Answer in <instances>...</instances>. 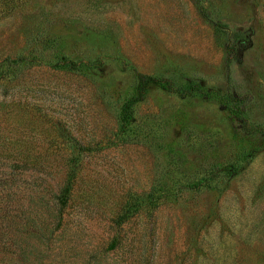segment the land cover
<instances>
[{
    "label": "rangeland",
    "instance_id": "1",
    "mask_svg": "<svg viewBox=\"0 0 264 264\" xmlns=\"http://www.w3.org/2000/svg\"><path fill=\"white\" fill-rule=\"evenodd\" d=\"M138 74L160 83L120 134ZM263 131L264 0H0V216L36 213L28 264H264Z\"/></svg>",
    "mask_w": 264,
    "mask_h": 264
},
{
    "label": "trees",
    "instance_id": "2",
    "mask_svg": "<svg viewBox=\"0 0 264 264\" xmlns=\"http://www.w3.org/2000/svg\"><path fill=\"white\" fill-rule=\"evenodd\" d=\"M65 66H69L68 64H62L59 65L61 68H65ZM69 68H72L70 66ZM75 68V67H73ZM156 78L149 77V76H143V75H136V86L134 88V94L124 102V104L120 108V134H122L126 129L130 127V123L133 118V107L135 104H137L139 101L143 99V97L148 93L150 85L159 84L160 81H156ZM161 87L165 90H168L169 92L174 93L175 95H178L180 97H186V96H200L203 98H209L210 95L206 94L207 90L204 89L202 85H200L198 82L195 81H186L184 83H173L171 81H164V83L161 84ZM234 102L232 99H221V104L224 106L227 110L231 111L235 115L240 114V108H237L236 106L232 105ZM239 107V106H238ZM261 135L264 136V131L261 132ZM23 164L16 165V167H21ZM70 165L71 162L68 163V166H66V173L64 177L63 184L61 188L59 189L58 193L56 194L53 202L54 203H46V209L49 211H52L50 214V218H52L56 222V227L62 226L63 224V210L67 206L70 194L73 189L74 184V176L70 172ZM27 166V165H23ZM23 170V169H22ZM23 172V171H22ZM43 202V200H42ZM6 204V203H5ZM5 207V206H4ZM5 214L0 216V221L3 219V217L7 215L10 217L9 223L1 225L0 224V236L3 237L2 240H0V264H8V257L9 253L13 254L14 256H17V262H29L30 252H27V245H28V239L26 236H23V241L21 238H14L13 235L15 233H19L20 229L26 228L30 221H33L32 218L36 217L35 215L29 216L24 214V212H15L11 211L13 215L9 214V211L7 209V204L5 209ZM13 228L12 233H8L7 230H11ZM53 234L51 231L50 235ZM36 236V234L34 235ZM38 239L42 238V236L39 234L36 236ZM27 241V242H26ZM26 243V244H24ZM116 245V242H112L110 245V249H113ZM39 257L34 256L33 260H38ZM28 264V263H27Z\"/></svg>",
    "mask_w": 264,
    "mask_h": 264
}]
</instances>
